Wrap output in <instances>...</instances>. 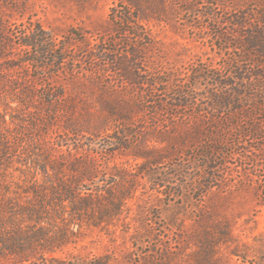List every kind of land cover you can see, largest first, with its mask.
I'll return each instance as SVG.
<instances>
[{
    "label": "rangeland",
    "instance_id": "rangeland-1",
    "mask_svg": "<svg viewBox=\"0 0 264 264\" xmlns=\"http://www.w3.org/2000/svg\"><path fill=\"white\" fill-rule=\"evenodd\" d=\"M112 4L113 0H0V29L20 32L19 24L27 25V19L39 23L52 34L56 57H60V39L67 34L76 33L90 44H96L100 35L108 41L112 38L108 19ZM146 30L152 63L164 72L163 80L187 79L192 67L218 66L229 53L211 43L184 38L168 26L150 25ZM130 41L121 38L115 45H103L120 49L122 42ZM4 54H0L2 66H6ZM75 54L85 56L81 50ZM53 69L44 72L49 75ZM11 72L5 83L16 81L14 91L28 85L36 95L65 91L62 109L59 98L51 110L42 105L26 108L11 101L14 94H0V198L21 202L27 197L39 202L40 211L44 209L41 220L36 214L25 218L32 231L43 229L47 235L58 236L68 224L69 242L58 248L50 245L54 251L43 253L52 258V264H264V152L248 151L257 142L246 138L245 145L233 148L234 152L226 148V166L215 172L223 180L212 183L201 176L203 170L188 163L194 149L166 153L163 161L153 165L161 131V125L153 126L155 118L139 116L127 126L138 137L146 131L139 145L112 151L109 139L95 134L104 127L97 123L99 119L77 115V126L69 128L74 118L69 108L75 115L82 112L78 99L85 88L76 81L78 76L66 80L59 72L37 81L32 79L38 72L34 67ZM207 84L200 81L198 87L204 89ZM87 98L91 106L99 105L96 88ZM165 118L169 116L160 113L159 119ZM136 149L150 151L146 163L134 159ZM240 154L254 159L253 166L238 167ZM241 162L252 161L241 158ZM82 167L95 175L93 185L113 186L115 200L128 195L119 211L110 205L105 221L96 225L84 220L72 225L68 212L63 215L66 221H60V185H73ZM162 178L167 180L160 183ZM33 252L40 255V247Z\"/></svg>",
    "mask_w": 264,
    "mask_h": 264
},
{
    "label": "trees",
    "instance_id": "trees-1",
    "mask_svg": "<svg viewBox=\"0 0 264 264\" xmlns=\"http://www.w3.org/2000/svg\"><path fill=\"white\" fill-rule=\"evenodd\" d=\"M108 19L113 25L109 41L100 35L96 44H90L70 33L60 39L63 44L60 57H56L52 34L39 23L27 19V25L19 24L20 32L0 29V54L6 52V66L0 63V94H14L11 101L17 105L34 109L42 105L48 110L60 98L62 109L64 89L36 95L28 85L14 91L16 81H10L12 84L8 86L7 76L16 68L28 67L38 70L32 76L37 81L59 72L66 80L78 76L76 81L85 88L78 99L82 112L75 115L74 109L69 108L74 115L68 123L70 129L77 126V115L92 116L104 126L95 134L108 138L112 151H127L139 145L146 133L142 130L143 135L138 137L127 126L139 116L155 118L153 126L161 125V131L160 147L153 151L156 154L153 165L163 161L166 153L184 147L194 149L196 153L188 163L203 170L201 176L212 183L223 180L215 172L226 166V148L234 152L233 148L245 145L247 138L258 143L248 151L264 152V0H113ZM150 25L168 26L184 38L211 43L216 50L229 53L218 66L206 63L198 64L196 70L192 67L187 79L163 80L160 74L164 72L152 63V47L146 42L144 31ZM132 29H137V33ZM121 38L131 41L122 42L120 49L103 45L109 42L115 45ZM76 50L85 56L79 57ZM52 66L56 69L46 75L45 69ZM200 81H207L208 86L200 89ZM94 88L98 106L87 102ZM160 113L169 118L160 120ZM48 115L51 117V113ZM129 134L135 135L129 138ZM1 147L5 150V143ZM149 154L150 151L136 149L133 157L146 163ZM238 156V167L253 166L254 159ZM241 158L252 162H241ZM94 178L93 173L82 167L73 185H60L61 222L66 221L63 215L68 212L72 225L82 220L96 225L105 221L106 214L111 212L110 205L115 211L121 209L128 195L115 200V188L93 185ZM166 180L162 178L160 183ZM38 205L39 202L32 203L27 197L21 202L0 198V264H52V258L43 254L54 251L48 246L58 248L69 242L68 224L58 236L47 235L43 229L32 231L30 225L24 224L25 218L32 214L39 215L41 220L44 209L40 211ZM37 246L40 255L33 252Z\"/></svg>",
    "mask_w": 264,
    "mask_h": 264
}]
</instances>
